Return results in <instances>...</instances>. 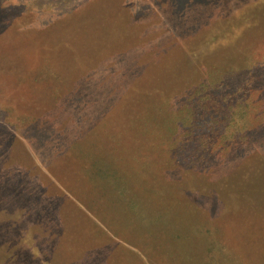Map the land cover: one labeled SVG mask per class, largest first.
<instances>
[{
	"label": "rangeland",
	"instance_id": "374dc122",
	"mask_svg": "<svg viewBox=\"0 0 264 264\" xmlns=\"http://www.w3.org/2000/svg\"><path fill=\"white\" fill-rule=\"evenodd\" d=\"M0 264H264V0H0Z\"/></svg>",
	"mask_w": 264,
	"mask_h": 264
}]
</instances>
